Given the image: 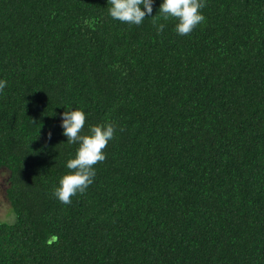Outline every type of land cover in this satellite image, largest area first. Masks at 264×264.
Masks as SVG:
<instances>
[{
  "label": "trees",
  "instance_id": "trees-1",
  "mask_svg": "<svg viewBox=\"0 0 264 264\" xmlns=\"http://www.w3.org/2000/svg\"><path fill=\"white\" fill-rule=\"evenodd\" d=\"M162 3L134 25L108 0H0V264H264V0H205L184 36ZM77 108L81 134L117 131L65 205Z\"/></svg>",
  "mask_w": 264,
  "mask_h": 264
},
{
  "label": "clouds",
  "instance_id": "clouds-1",
  "mask_svg": "<svg viewBox=\"0 0 264 264\" xmlns=\"http://www.w3.org/2000/svg\"><path fill=\"white\" fill-rule=\"evenodd\" d=\"M154 0H108L112 5L110 16L122 23L140 25L146 16L153 12ZM206 6L205 0H163L159 13L164 20L173 18L178 21L175 30L181 35H189L204 20L201 9ZM141 7L145 9L141 10ZM157 16L153 19L154 24ZM85 24H89L86 19ZM165 25L157 26V33L164 31ZM7 86L6 80H0V92ZM34 123V121H32ZM86 123V114L83 109L66 110L62 114L63 135L68 144H78L75 158L67 161L69 174L59 181V187L54 188L53 195L63 204L70 205L71 198L84 194L93 183L96 175L94 166L106 160L104 149L114 139L117 131L115 122H107L92 126L89 134H81ZM123 129H121L122 131ZM51 139V132L48 133Z\"/></svg>",
  "mask_w": 264,
  "mask_h": 264
},
{
  "label": "rangeland",
  "instance_id": "rangeland-1",
  "mask_svg": "<svg viewBox=\"0 0 264 264\" xmlns=\"http://www.w3.org/2000/svg\"><path fill=\"white\" fill-rule=\"evenodd\" d=\"M8 187V172L0 171V220L4 222H14V215L11 211L10 203L7 199L6 191Z\"/></svg>",
  "mask_w": 264,
  "mask_h": 264
}]
</instances>
